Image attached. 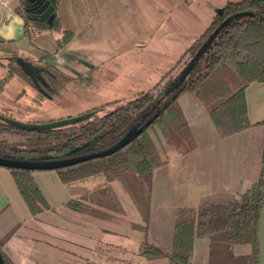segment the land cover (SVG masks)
<instances>
[{
    "label": "trees",
    "instance_id": "obj_1",
    "mask_svg": "<svg viewBox=\"0 0 264 264\" xmlns=\"http://www.w3.org/2000/svg\"><path fill=\"white\" fill-rule=\"evenodd\" d=\"M51 1L57 13L63 0ZM30 7L28 0H18L15 10L24 20V43L35 46L34 38L42 33L43 27L48 30L54 27L31 16ZM66 33L74 35L69 30ZM213 34L181 86L167 96L172 83ZM1 45L5 46L3 42ZM13 55L6 60L0 58V115L23 123H46L24 120L39 114L46 101L60 93L66 76L44 63V56L35 59ZM51 79L58 86L52 87ZM19 81L21 85L15 90L14 84ZM252 83H264V0L228 2L223 13L215 15L181 58L165 69L159 81L133 91L130 98L86 111L83 114L94 112V115L85 121L46 131L23 130L0 119V157L44 161L54 156L69 159L99 153L118 144L135 126L153 120L118 152L54 170L67 187L78 189V194L67 204L68 209L95 216L100 213L98 206L123 214L131 202L141 217L139 230L147 233L153 173L167 163L161 153L166 148H174L186 156L194 151L190 126L179 104V97L189 92L199 108H206L221 137L252 131L248 160L253 168L249 172L255 176L245 191L213 193L201 197L197 209H178L170 251L144 242L135 254L150 260L167 258L172 264H191L194 242L201 237L210 238L212 243L249 244L253 254L243 259L258 264V228L264 191V121L253 124L249 119L246 89ZM27 85L36 92L29 94ZM11 88L15 93L9 95ZM8 169L34 216L50 210L33 170ZM5 243L6 240L0 241L5 263L16 264L4 253ZM112 251L108 246L94 255L103 258L104 264L133 263L123 258L126 250L115 251L118 256Z\"/></svg>",
    "mask_w": 264,
    "mask_h": 264
},
{
    "label": "crops",
    "instance_id": "obj_2",
    "mask_svg": "<svg viewBox=\"0 0 264 264\" xmlns=\"http://www.w3.org/2000/svg\"><path fill=\"white\" fill-rule=\"evenodd\" d=\"M64 1L60 3L59 8ZM72 1L76 3L78 1L77 5L82 8V11L97 9V4L93 2L100 1L101 13L113 16L123 13L126 14L124 16L134 15L135 9L138 7L140 10L142 8L143 11H148V7L152 6L160 14L165 5H170V12L183 5L185 7L192 5V0ZM17 7L18 0H0V44L3 42L5 46L18 47L19 44L25 42L24 20L16 12ZM59 8L54 27L57 24ZM208 25H202L197 34L199 35ZM76 38H78L77 35L73 39ZM181 97L182 95L179 100ZM246 100L251 123L256 124L264 121V83L250 84L246 89ZM181 108L189 126H193L196 121L199 122L200 109L206 110V108H199L197 105L195 108L191 105L187 110H184L182 106ZM89 110L91 109L86 111ZM206 113L215 132L204 121L205 125L199 124L198 126V129L205 127V131L197 132L199 140H209L208 138H210L213 141L210 145L211 148L214 145L222 146L221 143H225L227 147L234 146V150L225 154H215L210 150H205L209 153L200 155L199 149H194L191 154L186 156L174 148H166V151L161 154L167 163L155 169L154 176L156 171L161 169L160 171L167 175L180 177L183 172L191 169L196 163L202 169L198 189L214 185L220 188L225 184L228 189L217 192L245 191L255 176L249 172L253 168L248 160L252 147V131L244 130L232 136L221 137L212 124L207 110ZM204 117L206 118L205 113ZM211 155L215 159H212ZM33 177L50 206V210L37 216L31 213L20 194L12 172L6 167H0V241L6 240L3 251L12 262L16 264H104L106 263L104 259L100 256L96 257L94 253L110 246L113 250L112 254L115 256H118L115 252L118 249L126 250L127 253L124 257H127L125 259L128 257L136 259L133 261L136 264H172L167 258L150 260L132 253L144 242L162 247L167 251L171 250L177 210L190 206H178L170 203L173 208V216L162 215L160 207L169 197V191L165 187H162V191L160 189L159 198L158 195H155L157 191L154 190L153 182L150 204L151 220L148 233H145L137 226L141 223V217L131 202L127 203L123 214H117L111 209L98 206L96 208L100 213L95 216L74 212L68 209L67 204L73 196L78 194L77 188H74L76 190L72 192L71 188L62 182L59 174L54 170L34 171ZM206 195L198 197L197 206L199 199ZM153 203L157 205V211H155ZM159 237L160 239H157ZM253 251L249 244L229 245L220 241L212 243L210 238L198 237L194 242L191 264H255L253 260L248 262L243 259L246 256H251ZM94 256L95 258H92Z\"/></svg>",
    "mask_w": 264,
    "mask_h": 264
},
{
    "label": "rangeland",
    "instance_id": "obj_3",
    "mask_svg": "<svg viewBox=\"0 0 264 264\" xmlns=\"http://www.w3.org/2000/svg\"><path fill=\"white\" fill-rule=\"evenodd\" d=\"M228 1L239 0H192L191 6L183 5L172 12L169 11L170 5H165L160 14L150 6L148 11L136 8L134 15L124 16L126 14L123 13L113 16L101 13L100 1L93 2L97 4V9L82 11L77 5L78 1L65 0L59 8L56 27L53 25L52 30L43 27L42 33L34 38L35 46L26 43L19 44V47L0 44L1 59L12 58L13 54L35 59L44 56V63L53 65L66 76L63 80L58 76L64 83L60 93L53 100L46 101L39 114L31 115L24 121L49 122L76 117L85 113L82 111L130 98L133 91L154 85L165 69L178 61L183 51L189 48L200 27L211 23L217 10ZM66 30L74 32L73 36L70 34L72 38ZM75 35L78 38L73 39ZM51 83L54 88L58 86V82L54 83L52 79ZM20 85V81L15 83L14 89ZM27 87L29 94L36 92L30 85ZM13 93L14 90L9 89V95ZM179 104L184 110L191 105L193 108L196 106L189 92L182 94ZM204 113L207 118L206 110L200 109L199 122L190 126L193 148L199 149L200 155L209 153L205 150L215 154L233 151L234 146L227 147L221 142L222 146L214 145L211 148L213 141L210 138L199 140L197 132L205 131V127L198 129L199 124L205 125L206 121L213 130ZM160 170L156 171L155 176L153 173L152 185L154 182L156 196L163 190L162 187L169 191V197L160 207L161 214L167 217L173 216L170 203L197 208V199L201 195L228 189L225 184L220 188L214 185L198 189L202 169L196 163L180 177L167 175ZM154 208L157 211V205L154 204ZM127 260L132 262L136 259L128 257Z\"/></svg>",
    "mask_w": 264,
    "mask_h": 264
},
{
    "label": "water",
    "instance_id": "obj_4",
    "mask_svg": "<svg viewBox=\"0 0 264 264\" xmlns=\"http://www.w3.org/2000/svg\"><path fill=\"white\" fill-rule=\"evenodd\" d=\"M30 3L41 4V8L38 9L37 13L41 15V20L45 22L49 26L54 25V21L56 18L55 7L52 4L51 0H28ZM223 13V8L217 10L216 14L221 15ZM214 34L209 38V40L204 44V46L198 51L196 56L191 60L188 66L178 75L176 80L172 83L171 87L167 90L166 95L170 96L173 94L183 83L184 79L193 68V66L197 63L201 55L203 54L205 48L209 44V42L213 39ZM94 112H89L83 115H79L76 117H70L67 119H61L57 121H51L46 123H23L12 119H7L0 115V119L4 120L17 128L27 130V131H46L52 130L55 128H60L67 125L77 124L79 122L85 121L86 119L92 117ZM153 120L148 121L144 125H137L115 146L109 148L105 151L89 154L85 156H80L76 158L69 159H60L61 156H54L52 160H44V161H30V160H13L6 159L4 157H0V167L6 168H19V169H29L33 171H47V170H56L59 168H63L66 166H71L80 162H84L90 159L102 158L112 155L118 152L120 149L127 146L132 140L137 138L149 125ZM65 154L63 156H67ZM258 239H259V262L258 264H264V191H263V203L259 216V228H258ZM0 264H6L2 254L0 252Z\"/></svg>",
    "mask_w": 264,
    "mask_h": 264
},
{
    "label": "flooded vegetation",
    "instance_id": "obj_5",
    "mask_svg": "<svg viewBox=\"0 0 264 264\" xmlns=\"http://www.w3.org/2000/svg\"><path fill=\"white\" fill-rule=\"evenodd\" d=\"M41 8V4L31 3V16H34L36 20H41V15L37 13L38 9ZM42 21V20H41Z\"/></svg>",
    "mask_w": 264,
    "mask_h": 264
}]
</instances>
